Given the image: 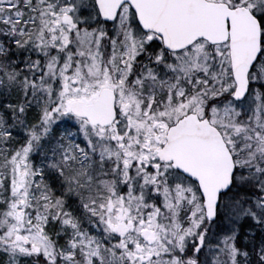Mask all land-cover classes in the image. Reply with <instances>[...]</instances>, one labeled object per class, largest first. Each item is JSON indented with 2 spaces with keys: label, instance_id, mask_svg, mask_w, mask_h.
Wrapping results in <instances>:
<instances>
[{
  "label": "snow or ice",
  "instance_id": "obj_1",
  "mask_svg": "<svg viewBox=\"0 0 264 264\" xmlns=\"http://www.w3.org/2000/svg\"><path fill=\"white\" fill-rule=\"evenodd\" d=\"M0 264H264V0H0Z\"/></svg>",
  "mask_w": 264,
  "mask_h": 264
}]
</instances>
